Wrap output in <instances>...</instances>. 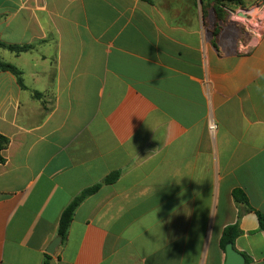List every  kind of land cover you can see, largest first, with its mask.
Wrapping results in <instances>:
<instances>
[{
    "label": "crops",
    "instance_id": "0c3cea01",
    "mask_svg": "<svg viewBox=\"0 0 264 264\" xmlns=\"http://www.w3.org/2000/svg\"><path fill=\"white\" fill-rule=\"evenodd\" d=\"M230 27L206 0H0L29 47L0 49V264H43L96 184L51 264H225L233 225L264 264V34Z\"/></svg>",
    "mask_w": 264,
    "mask_h": 264
},
{
    "label": "trees",
    "instance_id": "16d2710c",
    "mask_svg": "<svg viewBox=\"0 0 264 264\" xmlns=\"http://www.w3.org/2000/svg\"><path fill=\"white\" fill-rule=\"evenodd\" d=\"M223 0H212L209 1L208 4L212 5V8L215 12L217 22H224V18L226 16L225 14V9L224 5L222 3ZM202 4H204V0H201ZM217 34V30L215 31V35ZM29 47L27 46H11V45H6L0 40V49H8L10 51L20 53L27 51ZM0 70L3 71H10L17 77H19V84L22 85V81L20 79V72L12 65L4 63L1 58H0ZM9 140L0 134V164L4 163V158L2 157V152L8 147ZM118 178V174L114 173L108 176L105 179L106 184H111L116 181ZM101 187V184H96L92 187H89L85 190H83L71 203L70 205L63 211L60 221H59V226H58V237L61 238L62 242H65L67 237H68V232L69 228L71 226V223L73 221L74 214L77 210V208L81 205V203L88 198L89 196L95 194ZM235 199L238 203H245L247 204V199L245 198L244 194L241 192H235ZM259 221H260V226L262 229H264V216L260 213H258ZM240 234V230L238 225H233L227 227L222 235L221 238V247L223 249H226L227 245L235 243V240ZM244 256V255H243ZM245 257V264H250V259H248L246 256ZM43 264H51V256L46 255V259Z\"/></svg>",
    "mask_w": 264,
    "mask_h": 264
},
{
    "label": "rangeland",
    "instance_id": "374dc122",
    "mask_svg": "<svg viewBox=\"0 0 264 264\" xmlns=\"http://www.w3.org/2000/svg\"><path fill=\"white\" fill-rule=\"evenodd\" d=\"M222 3L226 10L223 23L231 25V31L238 36L264 34V0H223Z\"/></svg>",
    "mask_w": 264,
    "mask_h": 264
},
{
    "label": "water",
    "instance_id": "95a60500",
    "mask_svg": "<svg viewBox=\"0 0 264 264\" xmlns=\"http://www.w3.org/2000/svg\"><path fill=\"white\" fill-rule=\"evenodd\" d=\"M62 242L60 237H57L48 247L47 253L49 255H53L55 253L56 248ZM245 257L235 250L233 244H229L226 247V262L225 264H245Z\"/></svg>",
    "mask_w": 264,
    "mask_h": 264
}]
</instances>
